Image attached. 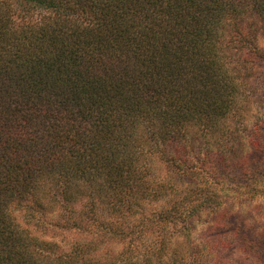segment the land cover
I'll use <instances>...</instances> for the list:
<instances>
[{"label": "trees", "instance_id": "16d2710c", "mask_svg": "<svg viewBox=\"0 0 264 264\" xmlns=\"http://www.w3.org/2000/svg\"><path fill=\"white\" fill-rule=\"evenodd\" d=\"M249 15L264 22V0H0V264H108L41 240L15 212L84 187L119 202L148 189L145 144L181 153L223 137L234 150L262 55L257 29L239 26Z\"/></svg>", "mask_w": 264, "mask_h": 264}, {"label": "rangeland", "instance_id": "374dc122", "mask_svg": "<svg viewBox=\"0 0 264 264\" xmlns=\"http://www.w3.org/2000/svg\"><path fill=\"white\" fill-rule=\"evenodd\" d=\"M246 20L239 26L244 33L257 29L262 55L250 65L249 86L255 97L243 111L241 124L231 126L236 133L240 130L234 150H227L234 139L223 137L216 145L205 139L190 141L186 148L182 144L181 153L173 143H161L166 154L150 153L151 145L145 144L146 168L140 174L147 172V180L158 182L148 189L134 187L121 195L123 202L117 194L91 195L86 187L69 203L60 192L43 201V207L30 202L15 212L26 230L41 240L56 241L60 250L80 246L90 252L86 257L108 264H128L126 259L137 264H264V22L255 15ZM257 125H263L262 130ZM208 154L213 162L200 161L203 172L183 169ZM204 200L212 209L203 207ZM196 206L199 210L190 219L187 214ZM174 213L183 219H173Z\"/></svg>", "mask_w": 264, "mask_h": 264}]
</instances>
